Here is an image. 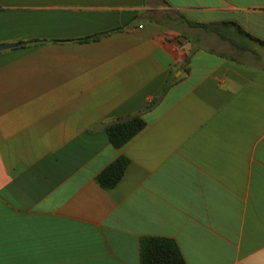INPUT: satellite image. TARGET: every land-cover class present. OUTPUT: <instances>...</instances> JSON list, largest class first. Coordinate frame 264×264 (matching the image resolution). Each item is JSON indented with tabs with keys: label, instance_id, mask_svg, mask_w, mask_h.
I'll return each instance as SVG.
<instances>
[{
	"label": "crops",
	"instance_id": "1",
	"mask_svg": "<svg viewBox=\"0 0 264 264\" xmlns=\"http://www.w3.org/2000/svg\"><path fill=\"white\" fill-rule=\"evenodd\" d=\"M253 39L264 0H0V264H141L148 238L187 264H264ZM135 116L116 149L106 127Z\"/></svg>",
	"mask_w": 264,
	"mask_h": 264
},
{
	"label": "trees",
	"instance_id": "2",
	"mask_svg": "<svg viewBox=\"0 0 264 264\" xmlns=\"http://www.w3.org/2000/svg\"><path fill=\"white\" fill-rule=\"evenodd\" d=\"M215 26L216 25L205 26L204 28L216 31ZM107 34L108 33H103L79 41H96ZM253 40L264 46V42L257 39ZM145 128L146 122L141 117L135 116L129 120L116 121L108 125L106 127V132L111 144L116 149H122L142 133ZM128 165L129 160L125 156L120 157L98 175L97 182L104 189L109 190L115 188L121 182ZM141 264L187 263L173 241L163 238H148L143 241L141 247Z\"/></svg>",
	"mask_w": 264,
	"mask_h": 264
}]
</instances>
